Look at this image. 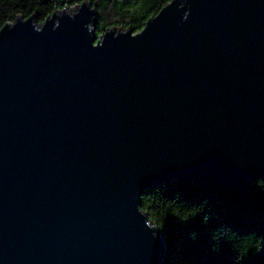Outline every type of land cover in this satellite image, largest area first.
I'll return each mask as SVG.
<instances>
[{"label":"water","instance_id":"95a60500","mask_svg":"<svg viewBox=\"0 0 264 264\" xmlns=\"http://www.w3.org/2000/svg\"><path fill=\"white\" fill-rule=\"evenodd\" d=\"M95 12L0 25V264H159L145 188L264 176V0H168L99 34Z\"/></svg>","mask_w":264,"mask_h":264},{"label":"trees","instance_id":"16d2710c","mask_svg":"<svg viewBox=\"0 0 264 264\" xmlns=\"http://www.w3.org/2000/svg\"><path fill=\"white\" fill-rule=\"evenodd\" d=\"M82 0H0V25L21 11L51 9ZM95 32L113 24L140 29L168 0H90ZM243 193L203 180L172 178L144 189L140 206L164 234L159 264H264V176L246 181Z\"/></svg>","mask_w":264,"mask_h":264}]
</instances>
